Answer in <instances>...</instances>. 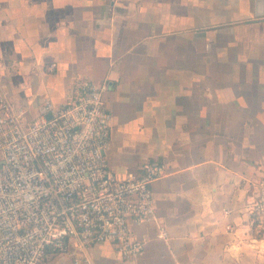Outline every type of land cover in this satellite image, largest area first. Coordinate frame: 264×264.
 I'll list each match as a JSON object with an SVG mask.
<instances>
[{
    "label": "crops",
    "instance_id": "crops-1",
    "mask_svg": "<svg viewBox=\"0 0 264 264\" xmlns=\"http://www.w3.org/2000/svg\"><path fill=\"white\" fill-rule=\"evenodd\" d=\"M75 78L108 83L117 176L164 169L154 219L133 225L138 257L102 242L79 264H264L246 210L264 174V0H0L8 99L33 119Z\"/></svg>",
    "mask_w": 264,
    "mask_h": 264
},
{
    "label": "built area",
    "instance_id": "built-area-1",
    "mask_svg": "<svg viewBox=\"0 0 264 264\" xmlns=\"http://www.w3.org/2000/svg\"><path fill=\"white\" fill-rule=\"evenodd\" d=\"M107 90V81L75 78L69 101L44 99L31 119L0 84V264H48L54 255L90 263L88 251L102 242L126 260L143 251L133 225L154 219L151 183L164 169L149 160L117 176ZM251 187L246 210L264 238V174ZM158 236H167L164 226Z\"/></svg>",
    "mask_w": 264,
    "mask_h": 264
},
{
    "label": "water",
    "instance_id": "water-1",
    "mask_svg": "<svg viewBox=\"0 0 264 264\" xmlns=\"http://www.w3.org/2000/svg\"><path fill=\"white\" fill-rule=\"evenodd\" d=\"M47 116L49 117V115L47 114Z\"/></svg>",
    "mask_w": 264,
    "mask_h": 264
}]
</instances>
